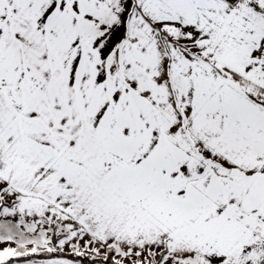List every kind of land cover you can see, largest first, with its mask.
<instances>
[{
	"label": "snow or ice",
	"instance_id": "6c2138e0",
	"mask_svg": "<svg viewBox=\"0 0 264 264\" xmlns=\"http://www.w3.org/2000/svg\"><path fill=\"white\" fill-rule=\"evenodd\" d=\"M0 264H264V0H0Z\"/></svg>",
	"mask_w": 264,
	"mask_h": 264
}]
</instances>
